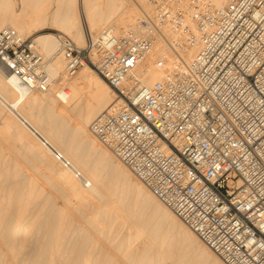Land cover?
Listing matches in <instances>:
<instances>
[{
    "label": "built area",
    "instance_id": "1",
    "mask_svg": "<svg viewBox=\"0 0 264 264\" xmlns=\"http://www.w3.org/2000/svg\"><path fill=\"white\" fill-rule=\"evenodd\" d=\"M190 20L200 44L192 63L144 86L134 73L158 29L187 31ZM55 38L68 77L91 67L115 91L90 134L224 264H264V0L220 9L163 0L154 18L122 36L87 34L83 48ZM0 65L28 93L52 83L35 41L13 29L0 31Z\"/></svg>",
    "mask_w": 264,
    "mask_h": 264
},
{
    "label": "bare ground",
    "instance_id": "2",
    "mask_svg": "<svg viewBox=\"0 0 264 264\" xmlns=\"http://www.w3.org/2000/svg\"><path fill=\"white\" fill-rule=\"evenodd\" d=\"M162 1L69 0L50 13L45 0H0V31L30 39L50 29L85 47L87 34L135 30ZM227 2L211 0L216 9ZM188 23L187 31L158 29L134 73L144 86L192 63L200 44L196 23ZM33 40L47 56L46 92L12 87L0 65V264H224L90 134L115 91L91 67L68 77L55 34Z\"/></svg>",
    "mask_w": 264,
    "mask_h": 264
},
{
    "label": "rangeland",
    "instance_id": "3",
    "mask_svg": "<svg viewBox=\"0 0 264 264\" xmlns=\"http://www.w3.org/2000/svg\"><path fill=\"white\" fill-rule=\"evenodd\" d=\"M68 1V2H67ZM60 2H62L63 4H64V8H63V11H64V9H68V4H69V0H45V3H44V5L46 6V4H48V3H50L51 4V6H50V13L52 12V11H54V10H56L57 9V3L59 4ZM78 8H79V10H80V12L82 11V6H80V5H78ZM57 31H54V30H50V29H46V30H43V31H39L38 33H36V34H34V35H31V36H29V38L30 39H35V36L36 35H42V34H48V33H50V34H55ZM62 34H64V33H62ZM64 35H66V34H64ZM69 38H71L70 36H68ZM72 39V38H71ZM73 40V39H72ZM73 42L75 43V41L73 40ZM76 44V43H75ZM77 45V44H76ZM85 45V44H84ZM78 46V45H77ZM78 47H83V46H78ZM45 58L47 57V56H45L44 54H42ZM54 59H55V56L52 58V62L54 61ZM94 70V69H93ZM95 71V70H94ZM98 144H99V142H98ZM100 146H101V144H99ZM103 147V146H102ZM133 176V175H132ZM134 177V176H133ZM58 203L61 205V202L58 200ZM201 264V263H200ZM202 264H204V262L202 263ZM208 264V263H207Z\"/></svg>",
    "mask_w": 264,
    "mask_h": 264
}]
</instances>
